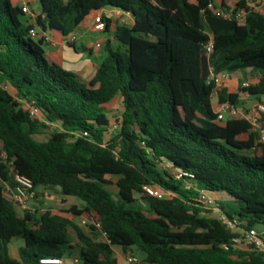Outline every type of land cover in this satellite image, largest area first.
I'll return each mask as SVG.
<instances>
[{"label": "trees", "instance_id": "obj_1", "mask_svg": "<svg viewBox=\"0 0 264 264\" xmlns=\"http://www.w3.org/2000/svg\"><path fill=\"white\" fill-rule=\"evenodd\" d=\"M34 3L32 17L23 5ZM109 9L131 22L118 25L117 45L108 41L88 80L49 62L44 34H30L68 36L94 12L108 29ZM224 70L252 82L223 88L219 102L249 111L250 100L264 101L259 0H0V264H44L71 249L78 264H120L117 248L146 264H264L262 252L224 247L244 230H264V143L244 117L217 121L214 75ZM116 98L120 128L111 131ZM16 172L33 180L39 207L21 210L4 197ZM45 190L82 206L41 209ZM200 190L220 215L195 199ZM88 210L101 229L79 222ZM16 238L24 243L13 257Z\"/></svg>", "mask_w": 264, "mask_h": 264}, {"label": "built area", "instance_id": "obj_2", "mask_svg": "<svg viewBox=\"0 0 264 264\" xmlns=\"http://www.w3.org/2000/svg\"><path fill=\"white\" fill-rule=\"evenodd\" d=\"M23 11L30 14L31 10L29 5H23ZM245 13L244 9H241L236 13V16L242 17ZM227 15V14H226ZM94 27L98 31H105L106 30V21L104 20L103 13H99L94 18ZM30 34L32 36L38 35V30L31 29ZM77 40L76 34H70L68 36V41L73 43ZM102 43L97 42L95 47L100 48ZM207 54L210 55L213 48L214 43L211 39L205 44ZM231 79V73L227 70H224L216 75H214V81L216 83V91L214 94V103L216 105L215 112L217 114V121L223 122L226 118H238L244 117L246 118L254 128V131L257 132L258 141L264 143V123L262 122V115L264 113V101H257L249 111H245L242 107L237 106L230 101L219 102L218 92L221 91L223 88L227 87L228 82ZM249 81H244L242 83L243 86L249 85ZM213 103V105H214ZM31 114L33 116H38L40 111L36 107L31 108ZM120 128L119 121L115 120V122L111 123L110 129L112 131H116ZM87 134V132H86ZM3 156H6L2 153ZM186 173H176V178H182V176ZM144 189L151 195L157 196L162 198L164 196H168L166 191H163L157 187L146 185ZM4 197L9 200L10 202L16 204L19 209H32L31 203L37 199V191L34 187V182L31 178L24 174H20L16 172L14 174V183H5L4 190H3ZM200 203H203L206 206H213L215 207V214L220 215V210L215 206V198L206 190H200L199 195L195 198ZM34 209V208H33ZM224 217V216H223ZM225 218V217H224ZM79 222L86 226H95L97 229H101V221L99 216L95 211L88 210L78 216ZM228 225L233 228L237 229V222L235 220H227ZM103 237L106 238V233H103ZM225 249L231 248H243L248 250H253L257 252H262L264 254V230L259 231L258 229L251 228L248 230H244L243 234L234 238V244H225ZM127 260L129 262H138V257L134 255H127ZM41 263L44 264H63V259L57 257H46L41 259Z\"/></svg>", "mask_w": 264, "mask_h": 264}, {"label": "crops", "instance_id": "obj_3", "mask_svg": "<svg viewBox=\"0 0 264 264\" xmlns=\"http://www.w3.org/2000/svg\"><path fill=\"white\" fill-rule=\"evenodd\" d=\"M217 5H219L221 0H214ZM264 4V3H262ZM35 7L38 9L37 4L34 3L33 6L30 7L32 17L35 16ZM102 12H94L90 14L85 20L79 24L76 28L74 34L77 35V40L74 43L68 41V36H62L58 33H55L51 30H47L45 32H41L38 29L39 34L42 33L46 37V46L49 48L48 55L51 61H56L62 64L66 69L74 71L76 74L80 76L83 80L90 79L96 72L99 64L105 59L108 55L107 51V43L110 40L112 46L117 45V41L115 39V31L117 30L118 25L126 24L131 22V18L127 13H123L119 10L109 9L106 11V14L110 18V26L105 31H98L95 29L94 18L96 15ZM71 33V34H73ZM97 42L102 43L100 48L95 47ZM249 81L244 78L243 72L241 70H236L231 72V79L228 82L227 89L232 91H237L239 86L244 82ZM250 83L252 81H249ZM257 102V100H250L247 104L248 108L251 107ZM110 104V103H109ZM214 110L216 109V105L214 103ZM246 137V134L242 135ZM55 201L48 205V207L58 210V209H66L72 204H76L78 207L82 206L80 200L75 199L73 197H66V201L63 202V196L59 194V196L55 197ZM47 205V204H46ZM34 209L39 207L32 206ZM47 207V206H46ZM75 241V240H74ZM117 255L120 257V264H146L142 261L140 255L135 254L134 256L138 257V262H129L127 260V255L120 248L116 249ZM72 258L71 264L80 263L79 256H71ZM63 264H66L65 261Z\"/></svg>", "mask_w": 264, "mask_h": 264}, {"label": "rangeland", "instance_id": "obj_4", "mask_svg": "<svg viewBox=\"0 0 264 264\" xmlns=\"http://www.w3.org/2000/svg\"><path fill=\"white\" fill-rule=\"evenodd\" d=\"M259 1H260V3H264V0H259ZM35 10H38V9L35 7ZM33 38L37 39V37H35V36H33ZM44 50L46 52L47 60L49 62H51L50 57L48 55V52H49L48 46L44 45ZM108 108L110 110V116L112 118L111 121L113 123L116 120L115 118H120L121 103H120L119 98H116L114 101H112L110 104H108ZM39 138H41V139L45 138V134L39 135ZM1 145H2V143L0 141V147H1ZM111 189L114 192H116V188L115 187H111ZM43 194H44V197H43L44 198V205H41V209L47 208L48 205L52 204L56 200L55 197L59 196V193H57L54 190H45ZM31 205L32 206H34V205L38 206L39 203L32 202ZM32 209H33V207H32ZM72 236H73V239L76 241V235L72 234ZM23 243H24L23 239L16 238V239L13 240V242L11 244V254H12L13 257H18L19 247ZM68 255L77 256L78 255V251L76 249H71V250H69L66 253V255H64L63 262L65 261L66 264H71L72 258H70Z\"/></svg>", "mask_w": 264, "mask_h": 264}]
</instances>
